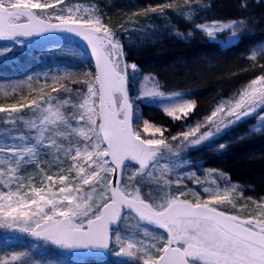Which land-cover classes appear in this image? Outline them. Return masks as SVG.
I'll return each mask as SVG.
<instances>
[{
	"label": "snow or ice",
	"instance_id": "obj_1",
	"mask_svg": "<svg viewBox=\"0 0 264 264\" xmlns=\"http://www.w3.org/2000/svg\"><path fill=\"white\" fill-rule=\"evenodd\" d=\"M185 3L192 7L191 0ZM164 7L158 6L159 11ZM122 27L127 30L126 25ZM196 27L210 39L228 32L226 42H230L248 26L243 20H233ZM54 31L82 38L94 59L95 72H87L85 81H68L85 84L86 92L67 87V77L55 75L51 79L59 91L53 87L46 92L49 77L44 73V85L34 89L39 99L0 105V114H5L0 122L12 125L6 136H0V228L30 233L65 250L103 249L115 242L117 254L130 257L134 264H264V215L245 219L227 214L216 206L228 200L227 194L205 196L188 189L189 199L184 188L170 191L173 182L179 186L192 175L176 172L170 157L264 106V75L253 79L239 98L218 105L204 123L181 131L171 141L162 128L144 136L152 126L145 122L142 132L133 124L135 111L127 77L136 65L126 62L117 31L101 17L89 15L87 9L65 10L63 0H0V41ZM9 51L0 48V55ZM258 58L264 59V48L253 51L249 59L256 64ZM260 67L264 71V65ZM39 76L27 79L38 81ZM60 91L81 93L83 100L68 112ZM164 95L149 91L138 98ZM25 108L31 110L30 117L25 116ZM193 108V101L183 100L165 110L170 116L179 112L187 118ZM218 116L223 119H214ZM64 164L68 173L78 170L71 179L64 171H52ZM221 177L226 179L223 173ZM146 180L147 194L143 192ZM57 181L58 191L53 192ZM133 213L159 231L143 229V235L137 233L139 238L123 235L120 222Z\"/></svg>",
	"mask_w": 264,
	"mask_h": 264
},
{
	"label": "trees",
	"instance_id": "obj_2",
	"mask_svg": "<svg viewBox=\"0 0 264 264\" xmlns=\"http://www.w3.org/2000/svg\"><path fill=\"white\" fill-rule=\"evenodd\" d=\"M93 2L106 26L120 34L126 62L135 64L141 74L153 77L164 91L189 94L194 102L193 111H204L217 97L227 95L234 88L262 72L260 65H264V59L260 58V62L254 64L248 56L250 49L264 44V0H202L204 6L209 7L210 12L221 20H243L247 24L256 22L255 30L258 29V34L243 36L223 44L197 37L190 39L180 37L177 32L185 29L183 22L175 20L170 12H160L158 8L165 5L167 7L164 9L169 8L171 3H175L174 0H93ZM152 8H157V11H151ZM130 18L137 23H145L144 21L148 19L156 18L155 21L164 32L158 38L153 40L144 38L129 46L125 43L128 27L125 30L122 26H128ZM10 44L8 48L11 51L0 55V83L17 78L27 79L29 75L38 73L39 80H31L32 89L38 90L45 83L41 76L48 69L67 73L66 86L70 85V88L76 84L68 81H83L87 77L83 65L68 63L70 58L61 52L30 53L23 46ZM87 61L89 70L92 71L90 57ZM50 87L51 83L48 84L46 91ZM31 91L23 89L16 93H3L0 90V105L8 106L11 103L23 102V96L30 100ZM152 110L144 107L145 118L163 128L171 126L170 118ZM218 160L224 168L226 179L216 177L211 187L219 191V188L222 189L226 185L227 179L238 182L241 184L240 187L235 186L232 190L237 191L239 206L248 209L246 214L251 218L264 215V138L242 140L234 144ZM247 187L254 189H249L248 194L244 195L240 189ZM225 208L230 209L226 201L219 209L225 211ZM81 258L82 263L98 264L97 258Z\"/></svg>",
	"mask_w": 264,
	"mask_h": 264
},
{
	"label": "rangeland",
	"instance_id": "obj_3",
	"mask_svg": "<svg viewBox=\"0 0 264 264\" xmlns=\"http://www.w3.org/2000/svg\"><path fill=\"white\" fill-rule=\"evenodd\" d=\"M174 2L175 3L170 4L169 8L163 9V13L170 12V15L173 16L175 20L183 22V26L185 29L177 32L180 37H182L183 39L197 37L201 40L216 44L228 43L226 41L228 40L230 33H218L216 39H210L207 37L206 33L203 30L198 29L196 25H211L214 21L228 23L232 20L219 19L215 14L210 12L211 9L209 7L204 6L202 0H191V8L186 7L185 0H174ZM63 6L65 10L70 7H80L82 9H87L89 15L100 17L99 11L94 5L93 0H63ZM60 7L61 5H57V8ZM155 19L156 18H152L150 20L148 19L144 21L145 23H137L135 20H133V18H130L128 20V35L126 36L125 43L130 46L135 45L144 38L153 40L160 37L164 31L159 28L158 23L155 21ZM255 25V21L247 24V30L243 31L240 35L233 38L231 41L243 36L258 34V29L255 30ZM10 43L23 46L25 50L30 53L61 52L70 58L68 63L72 62L74 65H76V63L78 65L81 64L83 65V68L85 67L84 70L86 72L90 71L89 63L87 61V58L90 56L89 51L86 46L78 40L60 36L44 40L17 38L16 41L0 42V48H8L9 45H11ZM261 48H264V44H260L250 49L248 57H251L253 51H259ZM91 69V72H94L93 64L91 66ZM45 73H48V84L51 83L52 85V87H50L46 92H51V89L53 87H57L59 91V86L54 84L51 79L52 76H68L67 73L58 71L56 69H48ZM260 75H264V71L254 75L246 83H243L239 87L234 88L227 95L217 97L211 104H209L207 109H204V111H192L190 114H188L187 118H184L183 114L179 112H176L174 116H170L168 114V111H166L165 109L166 107L179 103L183 100L192 101L189 94L180 93L181 95L179 96L169 97L173 93L164 91L153 77L147 74H141L136 68L134 70L129 69L127 77L128 93L129 96L133 99V107L135 111L133 124L138 125L142 132L145 122L152 126L149 128L148 132L143 133L144 136L152 135L155 128H162L164 131V136L169 141H171V137L174 135L179 136V133L181 131L189 130V128L195 127L197 124L204 123L206 121V117L210 116L212 111L216 110L218 105L222 103H228L239 98V93L245 88H248L251 84V81ZM41 79L45 80L44 73L42 74ZM87 79L88 76L83 81ZM67 87L71 86L67 85ZM32 88V81L27 80L26 78H17L12 79L11 81H4L0 83V90L3 93H16L23 89L31 91ZM72 88L82 89L83 92L87 91V86L83 83L76 84ZM36 91L37 90L32 89L30 99H39V93H36ZM149 91H159L164 93L165 95L162 97L138 98L142 92ZM52 94L56 95L57 93ZM60 96L63 100L68 102L64 105V109H66L68 112H71L73 110V105H79V103H81L83 100V95L77 92H73L69 95L64 94L62 91H60ZM26 99L27 97L23 96L22 101L25 104L29 102V100ZM4 106L6 107V105ZM144 107L153 109L152 111H157L160 114L170 118L172 121L171 126L163 128L157 125L155 122L149 121L147 118H145V111H143ZM146 111L148 112V110ZM152 111H149V113L151 114ZM23 112L27 117H30L32 115L31 110L28 108L23 109ZM136 114H138L137 117ZM4 115L5 114H0V117H3ZM261 115H264V106H261L248 116L241 118L227 128L223 129L221 132L201 142L200 144L187 147L186 149L181 151L178 156L170 157V162L173 164V168L176 172L192 174L190 179L188 177H185L183 184L179 186L175 182H173L170 191L176 192L178 188H184L185 195L189 199H192V195L190 192H188V189H192L193 191L199 192L205 196L210 194H227L228 200H226V203L230 207V209L228 210L225 208V212L240 216L241 218H249V216L246 214L248 213V209L239 206L240 199L238 194L236 195L237 191L235 192L232 190L233 186L240 187L241 184L236 181L227 179V181L225 182L226 185L222 187V189L219 188L218 191L215 188L211 187V183L216 177L221 176V173H223L224 168L222 167L221 161L218 160L221 155L226 153L234 144L242 140L264 138V119H259V116ZM176 116H179L181 118L176 119ZM214 119H217L219 121L220 119H223V117L218 116ZM11 127V124L5 125L0 122V136H6L7 129H10ZM155 135L156 138H160V133L157 132L155 133ZM173 143L176 142L174 141ZM221 144H224L226 146L224 148H219V145ZM52 171L55 173H59L60 171L68 173V166L67 164H64L62 168H53ZM77 171L78 170L74 169L71 171V173H68L69 178L71 179L72 177H74ZM39 184V179H37L36 186H39ZM58 187L59 181H57L56 185H53V192H57ZM205 188L209 189V193H203V189ZM225 189H229V191L225 193ZM249 189L253 190L254 188L247 187L240 190L244 193V195H246L248 194ZM143 192L145 194L149 192V185L147 180L144 183ZM216 206L218 208H222L223 202ZM143 229H147L149 233H151L152 231H159L158 229L152 228L146 224L139 222L134 215H131L128 219L122 220L120 222L121 233L125 236H128L129 238H139V235L144 234L142 231ZM118 230V228L114 229V231ZM7 232L15 233V235H5V233ZM137 233H139V235H137ZM22 237H26V239ZM50 245H52L53 248ZM117 252H119V247L115 244V242H113L112 244H110L107 254L104 257L97 258L98 264H134V262L131 261L130 257L123 254L118 255ZM14 255L18 256L19 259L14 260ZM82 262L83 259L81 257L78 258V256L75 255L72 250L58 248L56 245H53L51 244V242L45 241L42 238L33 237L30 233L19 232L18 230H9L7 228H0V264H85Z\"/></svg>",
	"mask_w": 264,
	"mask_h": 264
},
{
	"label": "water",
	"instance_id": "obj_4",
	"mask_svg": "<svg viewBox=\"0 0 264 264\" xmlns=\"http://www.w3.org/2000/svg\"><path fill=\"white\" fill-rule=\"evenodd\" d=\"M57 36H60V37H64V38H71V39H76V40H79L81 43H83L86 48L88 49L89 51V48L86 44V42L80 38L79 36H77L76 34L74 33H69V32H66V31H54V32H48V33H44L42 35H38V36H31V37H19V38H23V39H50V38H53V37H57ZM90 53V51H89ZM91 57V55H90ZM91 60H92V63H93V69H94V72H95V62H94V59L91 57ZM248 116V115H247ZM229 214V213H227ZM132 215L135 216V214L133 213ZM229 215H233V214H229ZM135 218L139 221V219L135 216ZM140 222V221H139ZM142 223V222H141ZM143 224H146L152 228H154V226L152 225H149L147 223H143ZM8 234H12V235H15V233H5V235H8ZM110 246V245H109ZM108 249L109 247L107 248H103V249H97V248H89V249H79V250H72L75 254L77 255H80V256H83V257H94V258H100V257H103L107 254L108 252Z\"/></svg>",
	"mask_w": 264,
	"mask_h": 264
},
{
	"label": "bare ground",
	"instance_id": "obj_5",
	"mask_svg": "<svg viewBox=\"0 0 264 264\" xmlns=\"http://www.w3.org/2000/svg\"><path fill=\"white\" fill-rule=\"evenodd\" d=\"M89 55H90V53H89ZM90 57V56H89ZM91 58V57H90Z\"/></svg>",
	"mask_w": 264,
	"mask_h": 264
}]
</instances>
